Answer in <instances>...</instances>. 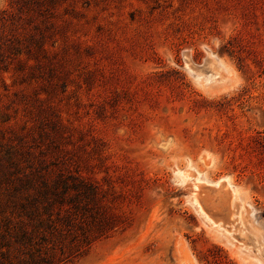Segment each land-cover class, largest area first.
<instances>
[{
	"label": "rangeland",
	"instance_id": "obj_1",
	"mask_svg": "<svg viewBox=\"0 0 264 264\" xmlns=\"http://www.w3.org/2000/svg\"><path fill=\"white\" fill-rule=\"evenodd\" d=\"M0 13L23 64L0 129L37 204L26 218L0 180L1 245L24 221L51 264H264V0Z\"/></svg>",
	"mask_w": 264,
	"mask_h": 264
},
{
	"label": "trees",
	"instance_id": "obj_2",
	"mask_svg": "<svg viewBox=\"0 0 264 264\" xmlns=\"http://www.w3.org/2000/svg\"><path fill=\"white\" fill-rule=\"evenodd\" d=\"M1 14V13H0ZM29 16V15H28ZM30 18V17H29ZM5 19L0 15V79L4 72H16L23 67L19 55L21 54V38L14 28L5 27ZM32 38V36H31ZM12 65V67H11ZM0 141L4 142L5 152L0 156V180L9 183L11 187L8 197L16 202L18 199L20 209H26V218L32 219L35 212L36 199L29 192L31 182L29 174L20 172L19 156L22 157V139L14 134V138L7 136L0 129ZM16 140V141H15ZM20 173V174H19ZM11 184V186H10ZM24 200V201H23ZM17 203V202H16ZM38 203V202H37ZM26 204L29 208H25ZM43 220H40L42 223ZM47 223V222H46ZM39 224V222H38ZM28 230L24 221L5 236L4 244H0V264H51L48 255L39 243H35V228Z\"/></svg>",
	"mask_w": 264,
	"mask_h": 264
}]
</instances>
